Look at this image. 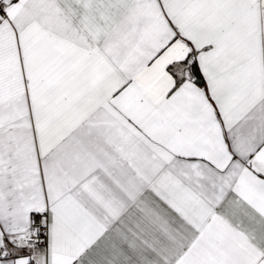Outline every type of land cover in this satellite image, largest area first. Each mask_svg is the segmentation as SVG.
<instances>
[{
    "label": "snow or ice",
    "instance_id": "6c2138e0",
    "mask_svg": "<svg viewBox=\"0 0 264 264\" xmlns=\"http://www.w3.org/2000/svg\"><path fill=\"white\" fill-rule=\"evenodd\" d=\"M0 264H264V0H0Z\"/></svg>",
    "mask_w": 264,
    "mask_h": 264
}]
</instances>
